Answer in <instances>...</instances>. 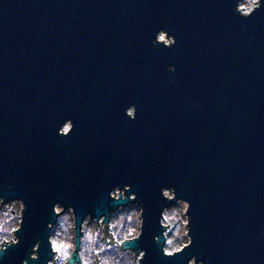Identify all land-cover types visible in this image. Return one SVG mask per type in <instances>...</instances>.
Instances as JSON below:
<instances>
[{
	"label": "water",
	"instance_id": "water-1",
	"mask_svg": "<svg viewBox=\"0 0 264 264\" xmlns=\"http://www.w3.org/2000/svg\"><path fill=\"white\" fill-rule=\"evenodd\" d=\"M244 1L0 0V205H22L0 264H50L58 207L82 264L86 220L111 243L130 205L138 264H264V0ZM180 202L189 243L166 257Z\"/></svg>",
	"mask_w": 264,
	"mask_h": 264
},
{
	"label": "rangeland",
	"instance_id": "rangeland-1",
	"mask_svg": "<svg viewBox=\"0 0 264 264\" xmlns=\"http://www.w3.org/2000/svg\"><path fill=\"white\" fill-rule=\"evenodd\" d=\"M253 7V0H246L240 4V10L243 13H249ZM161 40H166L164 36L160 38ZM68 128V127H67ZM66 128V129H67ZM187 205L184 202H180L170 208H168L164 214V225L168 226L169 240L165 246V250L169 253H174L179 251L184 245L189 243V237L187 236V229L185 225L187 224V218L185 216ZM58 213H60L59 220L57 224L53 227L51 233V242L53 250L57 256L56 249H63V246L70 244L72 247L70 249L71 253L75 248V231H74V218L71 211H63L62 208H57ZM15 212V217L11 218V213ZM22 212V205L20 203H15L7 207H1L0 205V250L2 248L3 242H15L16 236L15 232L20 224V214ZM103 225L101 231L103 236L105 235V225ZM101 224L97 225L95 221L87 219L83 226V235L86 228H90L95 231L101 228ZM108 233H112L111 225H115V230L121 234V238L124 240L137 237L140 233L141 228V210L134 205H130L113 215L110 220ZM11 243V242H10ZM110 243V242H109ZM132 253V264H137L140 256L136 255L138 260L135 261V253ZM56 256L51 264H56Z\"/></svg>",
	"mask_w": 264,
	"mask_h": 264
},
{
	"label": "clouds",
	"instance_id": "clouds-1",
	"mask_svg": "<svg viewBox=\"0 0 264 264\" xmlns=\"http://www.w3.org/2000/svg\"><path fill=\"white\" fill-rule=\"evenodd\" d=\"M259 6H260L259 0H253V7L255 8ZM235 10L243 18H247L250 16V15H241V13L237 10V2H236ZM160 33H167V32L163 30L159 31L156 35V38ZM170 37L172 40L171 44L169 45L162 44V45H164L165 47L174 46L176 43L175 38L172 36ZM153 43L161 44L157 42V39H155ZM169 70L175 71L174 67L172 66H170ZM130 111H134V115H130ZM136 111H137L136 107L134 105H130L125 110V114L128 118L134 120L136 118ZM69 122H71L72 124L71 132L73 131L74 124L71 120H68L59 128L58 130L59 135L65 136V137L69 135V134H62V129H64L65 125L68 124ZM163 190L164 189H162V191ZM133 196L135 197V195ZM102 227L103 225L101 224V228H98L95 231H93L90 228H86L84 230V235L80 242V253H79L82 264H96L97 261H98V264H132V253L130 251H125L121 248L123 239L121 238V234L115 230V225L110 226L113 229L111 233L112 235L111 243H109L108 239L103 236V233L101 231ZM71 247L72 246L70 244H66L63 246V249H59V248L56 249V252H57L56 264H68V261L72 255L70 251ZM163 253L166 257L173 256L172 253H169L165 250H163ZM193 260L196 261V259L193 258L192 260L189 261V264ZM137 264H138V261H137ZM196 264H197V261H196ZM200 264H203V262H200Z\"/></svg>",
	"mask_w": 264,
	"mask_h": 264
},
{
	"label": "trees",
	"instance_id": "trees-1",
	"mask_svg": "<svg viewBox=\"0 0 264 264\" xmlns=\"http://www.w3.org/2000/svg\"><path fill=\"white\" fill-rule=\"evenodd\" d=\"M166 237H167V242H168V240H169V234L168 233H166ZM133 238H135V237H133ZM133 238H130V239H133ZM127 240V239H126Z\"/></svg>",
	"mask_w": 264,
	"mask_h": 264
},
{
	"label": "flooded vegetation",
	"instance_id": "flooded-vegetation-1",
	"mask_svg": "<svg viewBox=\"0 0 264 264\" xmlns=\"http://www.w3.org/2000/svg\"><path fill=\"white\" fill-rule=\"evenodd\" d=\"M51 264V263H50Z\"/></svg>",
	"mask_w": 264,
	"mask_h": 264
}]
</instances>
